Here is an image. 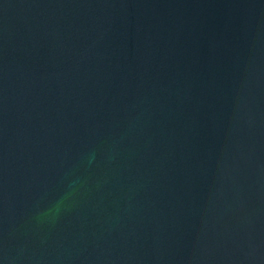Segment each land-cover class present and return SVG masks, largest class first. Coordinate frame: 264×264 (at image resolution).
Segmentation results:
<instances>
[{"label": "water", "instance_id": "95a60500", "mask_svg": "<svg viewBox=\"0 0 264 264\" xmlns=\"http://www.w3.org/2000/svg\"><path fill=\"white\" fill-rule=\"evenodd\" d=\"M0 264H264V0H0Z\"/></svg>", "mask_w": 264, "mask_h": 264}]
</instances>
